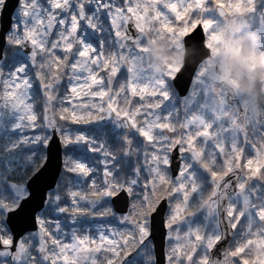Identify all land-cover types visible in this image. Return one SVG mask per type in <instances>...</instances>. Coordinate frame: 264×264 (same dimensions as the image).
<instances>
[{"label": "snow or ice", "instance_id": "1", "mask_svg": "<svg viewBox=\"0 0 264 264\" xmlns=\"http://www.w3.org/2000/svg\"><path fill=\"white\" fill-rule=\"evenodd\" d=\"M223 7L228 0H0V120L32 131L40 123L61 144L100 157L66 161L69 204L40 190L43 169L29 181L36 190L14 207L0 202V264H145L158 233L164 264H210L224 249L237 253L232 264L259 257L261 115L241 124L240 105L198 79L199 56L157 78L140 67L148 35L165 28L181 30L186 44L206 54ZM250 14L264 21V0ZM81 124L98 127L66 131ZM98 136L124 147L113 151ZM103 198L122 208L91 211ZM88 215L99 226L77 223Z\"/></svg>", "mask_w": 264, "mask_h": 264}, {"label": "trees", "instance_id": "2", "mask_svg": "<svg viewBox=\"0 0 264 264\" xmlns=\"http://www.w3.org/2000/svg\"><path fill=\"white\" fill-rule=\"evenodd\" d=\"M225 2H227V0H225ZM234 2L236 4L238 3V6L240 8L244 7L247 10L245 9L246 11H241V9H237L240 10L241 13L237 15L235 23L231 26L228 25V20H225L226 18H219L218 21L214 24V27L211 28L207 38L211 40L219 39L226 41L228 42V48L232 45H235V49L238 51V53L240 51V44L242 43L245 50L252 53L251 56L242 59V62L249 65V69L246 73L247 79L242 80L241 84L245 85L246 82L251 79L250 89L247 88V85L244 89H248L247 93L255 97L254 101L257 105V114L259 113L261 116H263L264 88L262 89L261 84H259V78L261 75V68H264V62L260 60L262 55L258 56L256 54H264V21H257L250 14L252 12L253 5L255 4V0H228V7L225 8L230 13H233ZM247 7H249V9ZM165 32L168 33V35H165ZM172 32L173 30L171 28H165L157 33L149 34L147 40L145 41L146 44L148 43L147 45H149V48L155 50V53H158L160 56L165 57L169 63L176 58L178 59V55L181 49L180 48L178 51V47L176 48L174 46L171 39H179L180 46L182 45V37L179 35L180 33H182V31L177 30L175 35H173ZM160 41H164V43H161ZM79 126L86 131L91 130L90 128L83 127V125H78V127ZM76 127V125H69L66 126V129L70 130V133H73ZM107 138V142L109 141L108 148H111L113 151L119 152L124 147L122 144L115 142L111 136ZM132 140L134 142V145L138 144V141H135V139ZM10 143L11 142L9 141V138L5 137L4 132L0 131V202L8 201L10 206H15L22 195L16 196L13 191L10 190L8 181H13L11 185L22 187L23 189L26 180L43 162L44 148L42 146L43 144H38L32 145L30 148L19 146L16 148V151H9V149L11 148ZM16 145H19V143L16 142L15 146ZM64 153L66 154V151H64ZM99 159L100 157L92 155H89L88 158H86V160L89 162ZM5 163L8 164V167H5ZM66 183L67 179L65 180L64 177L61 178V180L59 181V187L56 189L60 197L59 202L61 205L69 204V200L65 192ZM52 195H54L53 191L50 192V196ZM83 206L91 207L88 205ZM103 208L111 209L110 204L108 203V198H103L97 206L91 208V211L95 212L96 210ZM92 219L94 218H92L91 215L82 218L77 217V223L83 225L86 222H91L93 225L97 221H93ZM59 220L62 224H67L70 222V218L66 215H61L59 217ZM247 246V242L239 244L240 248H244ZM259 247L260 244H256V247L253 248L252 251L255 252L256 248ZM149 249V253L151 254L152 249ZM230 251L232 256L237 254L235 251ZM250 264H264V251L259 254L258 258L256 255H252Z\"/></svg>", "mask_w": 264, "mask_h": 264}, {"label": "rangeland", "instance_id": "3", "mask_svg": "<svg viewBox=\"0 0 264 264\" xmlns=\"http://www.w3.org/2000/svg\"><path fill=\"white\" fill-rule=\"evenodd\" d=\"M247 8L249 9V7H247ZM237 9H241V11L242 10H244V11L247 10L244 7L240 8L238 6V3L236 4L234 2L233 3V13L227 12V14L225 15V18H226L225 20H228L227 23L230 26L235 23V20L237 19V15L241 13V11L237 10ZM220 18H222V17H220ZM222 19H224V18H222ZM213 27H214V25L211 28H213ZM179 35L182 37V33H180ZM171 40H172L174 46L176 48L178 47V51H179L180 48L181 49H180V53L178 55L179 56L178 59L176 58V59L172 60V62H170V63L167 61V59L165 57L160 56L158 53H155V50H153L152 48H149V45H147L148 43L147 44L144 43L143 47H144L145 50L142 53V58H141L142 62L140 64V67L142 68V70H143V72H144V74L146 76L152 77V78H157V77H160L163 74L171 75V74H174L180 68V66L182 64L183 46L182 45L180 46V40L179 39L174 38V39H171ZM160 42L164 43V41H160ZM165 42H170V41H165ZM206 43L211 48L212 54H211L210 58L206 59L200 65L199 69L197 70L198 71V79L201 80L203 84L208 86L214 93H216L218 99L223 100V98L226 97L225 89L223 88V86L215 84V83L209 81V79H207L205 77V71L208 68H211V67L215 66L216 61L221 56V53H222V50H223L224 47L228 51V49H229L227 47L228 42L223 41V40H219V39H212L211 40V39L207 38ZM234 50H235V52L238 55L239 54L238 51L236 49H234ZM260 60L264 62V55L261 56ZM241 63L243 65V67L246 69V73H247V70L249 69V65L245 64L244 62H242V60H241ZM228 69H229V72L231 74V77H232L233 81L237 84V86L239 88V91H240V94H241V98H242V101H243V104H244V108H245V113L247 115L244 114V116H241V121L240 122H241V124H245V123H247V121L249 119H254L255 116L257 115V105H256V102L254 101L255 97L250 95L249 93H247L248 89H250V86H251V79H249L246 82L245 85H242L241 84L242 80H239V79H236V78L233 77V72H232L231 66L228 65ZM238 82H239V84L241 86L238 84ZM259 84H261L262 89H263L264 88V68H261V75H260V78H259ZM246 85H247L248 89H244L246 87ZM261 117H262V123H264V113H263V116H261ZM6 124H7V120H0V131L4 132L5 137H8L7 134H5V133H7V132L9 133V131H11L13 129H16V131L17 130L19 131L20 129H23L22 125H20L19 122H15L14 123L12 121H9L8 122V127L6 126ZM109 128H111V126H109ZM6 129L8 131H6ZM80 132L84 133L83 131H80ZM1 134H3V133H1ZM46 137L47 136L44 137V134L41 133V136L38 134V135L33 136L32 138L37 143L38 142L43 143L42 142L43 138H46ZM60 139H62V137H60ZM101 139H103V138H101ZM24 140H26V142H29L30 138L26 137V139H24ZM7 144H8V142H7ZM63 148H64V145H63ZM73 158H75V157L73 156ZM67 160H68V157L66 158L65 156H63V162H66ZM63 177L65 178V180L67 179V176L65 175V173H63V175H62V178ZM9 188H10L11 191H13V193L16 196L25 195L24 188L23 189L22 188H16V186H14V185L9 186ZM57 194H58V192L55 193L54 195L50 196V197H55ZM52 202L54 203V199L52 200ZM108 223H109V225L111 227H116V224H114L113 222H108ZM95 226H99V224L95 223ZM213 241L214 240L209 241V247L211 246ZM149 252H150V249H149ZM151 260H152L151 254L148 253V256H147V259L145 261V264H147V262L151 261Z\"/></svg>", "mask_w": 264, "mask_h": 264}, {"label": "water", "instance_id": "4", "mask_svg": "<svg viewBox=\"0 0 264 264\" xmlns=\"http://www.w3.org/2000/svg\"><path fill=\"white\" fill-rule=\"evenodd\" d=\"M222 15L220 17H224L227 14L226 9L223 7ZM226 53V50H222L221 56L218 58L214 69H209L206 71V77L212 80L215 83L222 84L226 87L227 91V98L230 101H235L240 105L243 109L241 113H239L240 117L244 114V107L242 101L240 99L239 91L237 86L231 80L228 66L221 58ZM211 55L210 48L206 52V54L200 56V54L193 48L192 45L186 44L183 41V57H182V64L178 70L185 66V64L191 65L194 61V57L199 56V62L197 63V69L200 63L207 59ZM52 131V136L49 140V143L46 148V159L43 165L39 168L37 172L43 169L41 175L43 177V182L40 185V190L47 195V192L53 189L56 185L58 177L61 172L62 168V147L60 143V139L58 135H55ZM35 172L26 182V189H27V196L31 191L36 190L37 185L35 182L32 183L31 187H29V181L32 180V177L37 173ZM55 177V180L53 178ZM51 184V187H47V185ZM26 196V197H27ZM25 198V197H24ZM23 199V198H22ZM114 209L122 208L121 204L118 202L113 205ZM122 211H127V209H122ZM153 243V242H152ZM155 250H154V258L155 264H164L163 256L165 251V243L161 239V235L158 233L155 238ZM210 264H232L231 255L228 249H224L221 251L218 257H215L211 260Z\"/></svg>", "mask_w": 264, "mask_h": 264}, {"label": "flooded vegetation", "instance_id": "5", "mask_svg": "<svg viewBox=\"0 0 264 264\" xmlns=\"http://www.w3.org/2000/svg\"><path fill=\"white\" fill-rule=\"evenodd\" d=\"M8 122H9V120H7V124H6V126L8 127ZM112 122H109L108 123V127L109 126H111L112 127ZM81 125H84V124H81ZM77 127L75 128V130H74V132L73 133H70V130H68V129H66V131L68 132V134H70V135H75L76 133H78L79 132V128H80V126L78 127V125H76ZM23 127V129H20L19 131L17 130L16 131V129L15 130H11V131H9V133L7 132V133H5V134H7V136H8V138H9V141L11 142L10 143V145H11V147H13V146H15V144H16V142L17 143H19L20 142V140L21 139H26V137H28V138H30V140L29 141H31V142H26V140H24L25 141V143L24 144H20L19 143V146H24V147H28V148H30L32 145H38V144H43L42 146H43V148H44V156H45V142H48V140H49V138L51 137V135H52V130H51V128H45L43 125H41L40 123H37V125H36V131H32L31 130V127L29 126V127H25V126H22ZM8 129V128H7ZM6 129V131H8ZM80 131H83L84 133L86 132V130L85 129H83V128H81L80 129ZM41 133L42 134H44V137L45 136H47L46 138H43V143H40V142H36V141H34V139L32 138L33 136H35V135H40L41 136ZM81 133V132H80ZM122 135L124 134V132H122L121 133ZM16 137V138H15ZM132 139H135V137H134V135L131 137ZM17 141H16V140ZM103 139H105V137H103ZM108 143H109V141L105 144V147L106 148H108L109 147V145H108ZM12 144H14V145H12ZM9 145V146H10ZM62 145H64V144H62ZM64 151H66V154L64 153V156L67 158L68 157V160L69 159H73V156L75 157V158H81V159H84V160H86V158H88V156L90 155V154H88L86 151H85V148L84 147H79V148H77V147H74L73 145H64ZM79 152V153H78ZM88 155H87V154ZM65 163L66 162H64V166H65ZM39 168V167H38ZM37 168V169H38ZM36 169V170H37ZM35 170V171H36ZM34 171V172H35ZM33 172V173H34ZM118 179H121V181H123V179H124V177L122 176V175H118V177H117ZM108 203H109V198H108ZM129 211H130V209H129ZM113 214H115L116 216H117V219H119L120 218V215H121V213H117V212H114ZM108 222H113L114 224H116V222L115 221H111V220H108Z\"/></svg>", "mask_w": 264, "mask_h": 264}, {"label": "clouds", "instance_id": "6", "mask_svg": "<svg viewBox=\"0 0 264 264\" xmlns=\"http://www.w3.org/2000/svg\"><path fill=\"white\" fill-rule=\"evenodd\" d=\"M235 45L229 47L228 51L221 57L226 64L231 66L233 77L239 80H246V69L243 67L241 60L252 55L251 52L246 51L244 45L240 44L239 54L235 52ZM256 55H264L257 53Z\"/></svg>", "mask_w": 264, "mask_h": 264}]
</instances>
